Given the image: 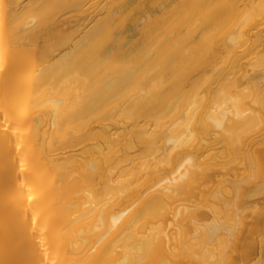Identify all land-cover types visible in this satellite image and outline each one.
Segmentation results:
<instances>
[{"label":"bare ground","instance_id":"6f19581e","mask_svg":"<svg viewBox=\"0 0 264 264\" xmlns=\"http://www.w3.org/2000/svg\"><path fill=\"white\" fill-rule=\"evenodd\" d=\"M0 264H264V0H0Z\"/></svg>","mask_w":264,"mask_h":264}]
</instances>
